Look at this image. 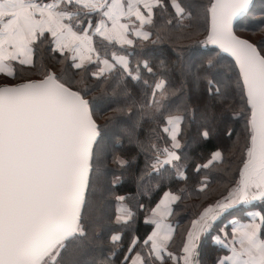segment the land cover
I'll list each match as a JSON object with an SVG mask.
<instances>
[{
    "label": "snow or ice",
    "instance_id": "snow-or-ice-1",
    "mask_svg": "<svg viewBox=\"0 0 264 264\" xmlns=\"http://www.w3.org/2000/svg\"><path fill=\"white\" fill-rule=\"evenodd\" d=\"M253 9L0 0V264H201L206 239L213 264H264V37L237 33ZM200 35L211 53L187 43ZM158 45L173 58L154 64ZM224 116L240 127L192 183L188 149ZM126 175L135 190L118 194Z\"/></svg>",
    "mask_w": 264,
    "mask_h": 264
},
{
    "label": "trees",
    "instance_id": "trees-1",
    "mask_svg": "<svg viewBox=\"0 0 264 264\" xmlns=\"http://www.w3.org/2000/svg\"><path fill=\"white\" fill-rule=\"evenodd\" d=\"M254 13L256 16L255 20H252L249 18V20L246 22L243 26H238L237 33L242 38L250 39L253 42L260 41L262 37H264V29L261 28L259 24V18L262 13H264V0H254ZM204 37L203 35L194 37L191 41H187V43L192 45V51L195 52L197 55H202L205 53H211L214 49L213 46L209 45L207 48L202 47L201 45L197 44V40H202ZM148 54L150 56V59L154 64H158L159 61L165 60L169 61L173 58V54L171 53V50L167 48L165 45H158L153 46L148 50ZM53 65H55L56 70L59 71L60 65L56 64L55 61H51ZM6 77L3 75H0V83L5 82ZM103 108L104 106L101 105ZM102 122V121H101ZM231 125L234 128L239 129L240 125L235 124L229 120L227 116H224L222 118H219L214 126V131L212 132L211 136L207 140H199L197 143L192 144L191 147L188 149L189 155L191 157V160L189 162V168H188V175L190 177V181L194 183L197 179V174L194 172V165L196 163H201L205 161L207 158L210 157L211 152L215 151L216 149H221L222 151H227L231 144V139L228 138L225 135V126ZM197 134V126L192 125L188 130L186 134V140L190 141L192 137H194ZM143 159H140L139 166H142ZM135 170H138V167ZM111 170L115 174L119 175V169L115 165H111ZM218 187V186H217ZM135 190V185L133 183L131 175H126L123 179V182L119 184L116 188V191L118 194H126L133 192ZM219 191H222V189H219ZM218 194V193H217ZM187 203L189 204H196L199 203L195 200H190ZM110 212L114 214L115 212V202L110 207ZM186 213H182L181 219L183 220ZM240 218H243L244 215L241 213L239 214ZM113 230L119 229V225L113 224L112 226ZM147 231H150V227L145 225L143 223V220L141 219L140 222L137 225V231L136 234L143 237ZM108 235L105 234L104 241H105V247H107L108 242ZM128 234L125 233L124 237V244L127 245L128 242ZM179 244V239H177V245ZM223 254L222 250L219 248V246L215 245L211 239H206L203 246H202V252H201V264H213L214 260L217 258L218 255Z\"/></svg>",
    "mask_w": 264,
    "mask_h": 264
},
{
    "label": "crops",
    "instance_id": "crops-1",
    "mask_svg": "<svg viewBox=\"0 0 264 264\" xmlns=\"http://www.w3.org/2000/svg\"><path fill=\"white\" fill-rule=\"evenodd\" d=\"M241 215V214H240ZM244 218V217H243ZM243 218H241V219H243Z\"/></svg>",
    "mask_w": 264,
    "mask_h": 264
},
{
    "label": "water",
    "instance_id": "water-1",
    "mask_svg": "<svg viewBox=\"0 0 264 264\" xmlns=\"http://www.w3.org/2000/svg\"><path fill=\"white\" fill-rule=\"evenodd\" d=\"M254 1V0H253Z\"/></svg>",
    "mask_w": 264,
    "mask_h": 264
}]
</instances>
